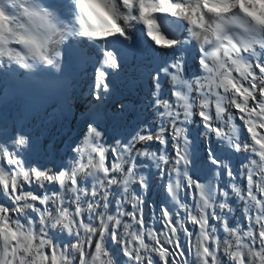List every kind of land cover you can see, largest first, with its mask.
<instances>
[{
	"label": "clouds",
	"instance_id": "obj_1",
	"mask_svg": "<svg viewBox=\"0 0 264 264\" xmlns=\"http://www.w3.org/2000/svg\"><path fill=\"white\" fill-rule=\"evenodd\" d=\"M137 43L146 122L88 119L54 163L0 136V264H264V0H0V77L62 78L70 51L79 120Z\"/></svg>",
	"mask_w": 264,
	"mask_h": 264
},
{
	"label": "bare ground",
	"instance_id": "obj_2",
	"mask_svg": "<svg viewBox=\"0 0 264 264\" xmlns=\"http://www.w3.org/2000/svg\"><path fill=\"white\" fill-rule=\"evenodd\" d=\"M133 47L130 49V55L125 58L122 56V50L118 49L122 60V71L111 80L112 94L107 101H101L87 113L84 120L78 119L79 113L85 110V102L81 101L80 95L88 81L81 80L80 68L78 71L72 72V85L79 91L73 90L70 93L68 110L64 111L61 105L56 102L31 110L29 101L17 97L0 111V136L7 138L11 133L19 130L30 137L31 148L28 153L30 159L43 163L48 157H51L54 163L63 159L60 149L66 141L70 144L79 135L88 119L99 123L113 136L121 133L126 134L125 130L146 122L147 117L143 121L139 119L141 113L136 110L135 106L142 104V98L147 94L143 83L144 72L141 69L152 66L155 54L140 48L138 43ZM164 55L161 54L162 57ZM71 95L76 100L75 113H72ZM117 104L122 105L119 112L116 110ZM109 110L112 112L109 113ZM155 203L159 207L160 198L158 195L155 198Z\"/></svg>",
	"mask_w": 264,
	"mask_h": 264
}]
</instances>
